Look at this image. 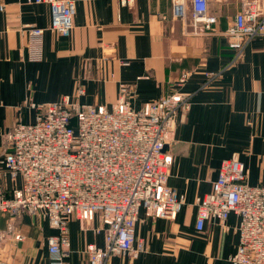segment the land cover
<instances>
[{"label": "crops", "instance_id": "crops-1", "mask_svg": "<svg viewBox=\"0 0 264 264\" xmlns=\"http://www.w3.org/2000/svg\"><path fill=\"white\" fill-rule=\"evenodd\" d=\"M75 1L74 26L66 36L51 29L47 3L0 0V159L8 150L5 133L33 119L31 103L60 100L82 85V102L111 108L127 87L132 107L140 110L190 70L183 90L191 106L167 147L173 156L168 184L185 196V204L174 219L141 209L135 246L141 240L145 249L138 257L113 255L108 264H232L238 217L231 213L224 224L210 219L198 230L197 202L212 190L222 160L235 154L250 184H264V36L250 41L234 61L223 31L241 10V0H209L219 34L201 35L173 16L172 0ZM28 24L44 28V37L31 40ZM210 72L220 74L211 78ZM5 172L1 167L0 188L10 194L14 183ZM7 225L0 213V229ZM16 228L25 239L4 243L0 264H51L48 241L58 231L48 219L26 214ZM98 228L97 218L86 228L71 219L69 264H89L87 245H105Z\"/></svg>", "mask_w": 264, "mask_h": 264}, {"label": "built area", "instance_id": "built-area-1", "mask_svg": "<svg viewBox=\"0 0 264 264\" xmlns=\"http://www.w3.org/2000/svg\"><path fill=\"white\" fill-rule=\"evenodd\" d=\"M27 1L47 3L51 29L71 33L75 0ZM172 3L173 16L187 21L192 33L219 34L209 0ZM241 6L223 31L234 61L243 57L250 41L264 36V1L241 0ZM25 31L31 40H41L45 33L34 24L25 25ZM191 74L182 71L169 93L140 110L132 107L127 87L121 88L111 108L82 102V85L60 100L31 103L33 119L17 122L4 135L8 150L0 159V170L5 168L14 187L10 194L0 188V213L8 219L7 227L0 229V248L7 241L25 239L16 228L19 217L39 216L58 231L48 241L51 264H69L71 219L86 228L96 216L105 245H87L89 264H108L118 254L138 257L145 249L141 240L135 246L140 210L174 219L185 204V196L168 184L173 156L167 147L191 106L183 90ZM219 74L208 73L211 78ZM197 206L198 230L210 219L224 224L231 213L238 217L240 237L232 264H264V184H250L248 169L237 154L222 160L212 190Z\"/></svg>", "mask_w": 264, "mask_h": 264}, {"label": "rangeland", "instance_id": "rangeland-1", "mask_svg": "<svg viewBox=\"0 0 264 264\" xmlns=\"http://www.w3.org/2000/svg\"><path fill=\"white\" fill-rule=\"evenodd\" d=\"M94 218H96V216H95ZM94 218H93V219H94ZM93 219H92V221H93ZM92 221H91V222H92ZM20 234H22V233H20ZM14 241H16V240H14ZM89 244H90V243H89ZM3 245H4V244H3ZM3 245H2V246H3ZM2 246H1V247H2ZM108 261H109V260H108ZM108 261H107V262H108Z\"/></svg>", "mask_w": 264, "mask_h": 264}]
</instances>
